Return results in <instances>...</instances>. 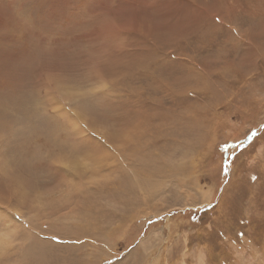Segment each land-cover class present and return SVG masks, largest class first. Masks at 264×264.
Returning a JSON list of instances; mask_svg holds the SVG:
<instances>
[{
    "label": "rangeland",
    "instance_id": "1",
    "mask_svg": "<svg viewBox=\"0 0 264 264\" xmlns=\"http://www.w3.org/2000/svg\"><path fill=\"white\" fill-rule=\"evenodd\" d=\"M0 240L264 264V0H0Z\"/></svg>",
    "mask_w": 264,
    "mask_h": 264
},
{
    "label": "bare ground",
    "instance_id": "2",
    "mask_svg": "<svg viewBox=\"0 0 264 264\" xmlns=\"http://www.w3.org/2000/svg\"><path fill=\"white\" fill-rule=\"evenodd\" d=\"M17 171V170H16ZM19 171V170H18ZM13 172V171H12ZM15 172V171H14ZM9 173V172H8ZM16 173V172H15ZM19 174V173H18ZM15 175V174H14ZM11 176V175H10ZM18 176V175H17ZM8 177V176H7ZM19 177H20V174H19ZM10 178L8 177V180H9ZM7 180V181H8ZM14 180H16V178H14ZM13 180V181H14ZM9 182V181H8ZM16 182H17V180H16ZM7 183V182H6ZM23 183L24 184H26L27 186H33L34 185V181L33 180H29V179H27V180H23ZM18 184V183H17ZM22 185V184H21ZM16 188V187H15ZM14 188V189H15ZM21 188V187H20ZM13 189V190H14ZM10 192V191H9ZM15 193V192H14ZM3 246H5V241H3V240H0V248H3Z\"/></svg>",
    "mask_w": 264,
    "mask_h": 264
},
{
    "label": "trees",
    "instance_id": "3",
    "mask_svg": "<svg viewBox=\"0 0 264 264\" xmlns=\"http://www.w3.org/2000/svg\"><path fill=\"white\" fill-rule=\"evenodd\" d=\"M222 182H223V178H220L219 183H218V188L221 186ZM216 191H218V190H216Z\"/></svg>",
    "mask_w": 264,
    "mask_h": 264
},
{
    "label": "water",
    "instance_id": "4",
    "mask_svg": "<svg viewBox=\"0 0 264 264\" xmlns=\"http://www.w3.org/2000/svg\"><path fill=\"white\" fill-rule=\"evenodd\" d=\"M254 135V133L250 136V138L246 141V143H248V141L252 138V136ZM244 144V143H242ZM238 147H240V145H238Z\"/></svg>",
    "mask_w": 264,
    "mask_h": 264
},
{
    "label": "snow or ice",
    "instance_id": "5",
    "mask_svg": "<svg viewBox=\"0 0 264 264\" xmlns=\"http://www.w3.org/2000/svg\"><path fill=\"white\" fill-rule=\"evenodd\" d=\"M97 139H99V138H97Z\"/></svg>",
    "mask_w": 264,
    "mask_h": 264
}]
</instances>
